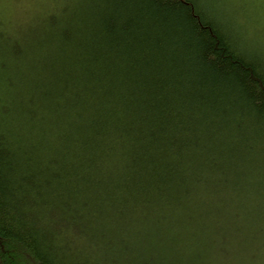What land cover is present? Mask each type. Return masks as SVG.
Returning a JSON list of instances; mask_svg holds the SVG:
<instances>
[{
    "label": "trees",
    "instance_id": "1",
    "mask_svg": "<svg viewBox=\"0 0 264 264\" xmlns=\"http://www.w3.org/2000/svg\"><path fill=\"white\" fill-rule=\"evenodd\" d=\"M35 4L0 6V264H264V56L212 0Z\"/></svg>",
    "mask_w": 264,
    "mask_h": 264
},
{
    "label": "rangeland",
    "instance_id": "2",
    "mask_svg": "<svg viewBox=\"0 0 264 264\" xmlns=\"http://www.w3.org/2000/svg\"><path fill=\"white\" fill-rule=\"evenodd\" d=\"M36 1L38 0H0V6H2L10 16L19 19L18 15L31 9L30 5ZM242 7L244 8L239 7L241 10L237 13L239 24L242 25V23L250 20L251 28L246 30V33L250 38L262 39L264 43V32L260 33V31L264 30V1L242 0ZM33 8L31 11H35Z\"/></svg>",
    "mask_w": 264,
    "mask_h": 264
},
{
    "label": "bare ground",
    "instance_id": "3",
    "mask_svg": "<svg viewBox=\"0 0 264 264\" xmlns=\"http://www.w3.org/2000/svg\"><path fill=\"white\" fill-rule=\"evenodd\" d=\"M46 1L47 0L36 1L35 7L39 8V6H44V3ZM212 1L216 3V6L218 7L221 16H224V19L228 21L229 24H231L235 28L237 32V35L235 37H237L238 40L242 42V44L247 45L249 43V48H251L249 50L251 52L254 53L258 52L264 56V50L261 49L262 47H260L261 45L259 44L260 42H263V40L250 38V36L246 33V30H249L251 28V21L248 20L242 23V25L239 24L238 22L237 13L240 12L241 10L240 8H244L242 7V0H212ZM261 32H264V30L260 31V33Z\"/></svg>",
    "mask_w": 264,
    "mask_h": 264
}]
</instances>
